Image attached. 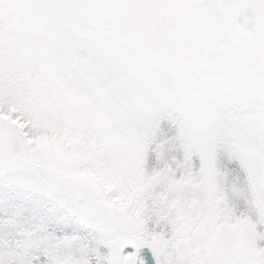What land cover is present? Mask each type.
<instances>
[{
    "label": "snow or ice",
    "instance_id": "6c2138e0",
    "mask_svg": "<svg viewBox=\"0 0 264 264\" xmlns=\"http://www.w3.org/2000/svg\"><path fill=\"white\" fill-rule=\"evenodd\" d=\"M0 264H264V0H0Z\"/></svg>",
    "mask_w": 264,
    "mask_h": 264
}]
</instances>
